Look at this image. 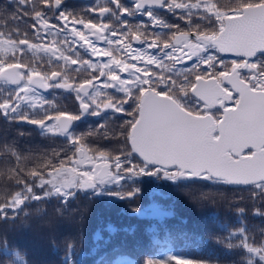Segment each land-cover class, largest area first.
I'll use <instances>...</instances> for the list:
<instances>
[{
	"label": "snow or ice",
	"instance_id": "6c2138e0",
	"mask_svg": "<svg viewBox=\"0 0 264 264\" xmlns=\"http://www.w3.org/2000/svg\"><path fill=\"white\" fill-rule=\"evenodd\" d=\"M12 2L18 7L30 8L36 40H42L45 34L59 37L65 33L59 41L63 47L57 45L55 39L51 47L30 43L27 33L18 42L11 37L6 41L13 54L25 51L19 47L23 45L33 55L44 52L49 64L54 58L63 72L53 70L50 75L42 74L19 58L9 60L6 55L0 58V80L18 86L10 99H0V115L36 124L42 131L54 135L67 136L75 148L74 155L80 156L71 161L73 167L66 168L63 162L52 164L47 176L37 171L30 173L38 177L36 187L46 188L45 196L55 194L67 199L75 191L91 189L100 195L131 199L139 188L124 190L122 180H132L134 184L140 176H156L173 182L192 178L252 185L256 189L252 194L264 198V62L251 59L258 52L264 53V0H239L228 11H221L212 0H135L136 12L159 6L184 14L188 30L172 26L178 31L167 39L150 32L143 24L121 23L119 29L111 27V21L105 22L103 17L118 19L130 14L120 0H111L114 7L102 4L90 9L98 14L95 22L71 12H60L56 17L58 24H53L51 14L37 8L31 0ZM41 2L49 10L62 4V0ZM145 15L151 20V27H167L153 17L151 11ZM194 17L209 23L214 20L215 25L202 28L199 23L193 24ZM3 35L0 32V36ZM90 36L108 47H100ZM133 42L142 47H134ZM4 43L5 40L0 39V44ZM73 45L88 56L108 59L84 58ZM149 49L156 50V54ZM226 56L231 58L226 59ZM185 59L193 63L173 72L175 64ZM77 64L80 67L70 69L71 72L91 70L98 76L82 82L73 77L70 82V65ZM24 67L27 71H21ZM120 73L127 76L122 78ZM100 78L103 82L97 87L94 81ZM50 88L73 91L81 113L91 110L92 115H100L102 110L111 109L130 116L125 123V150L111 157L105 152H100L98 157H88L80 144L81 138L70 133L71 124L80 119V115L63 111L54 103L44 108L43 103L33 101L36 89ZM90 88L93 91H89ZM101 89H113L122 95L114 97ZM175 90L183 96L190 94L195 98V105L187 106L177 98ZM130 100L131 111L124 107ZM22 106L31 111L22 110ZM38 107L40 117L33 115ZM257 109L258 120L254 115ZM85 160L104 162L81 170L79 166ZM21 183L23 188L14 198L0 205V217L6 218L8 209L16 212L27 201L44 198L36 195L31 185ZM110 185L119 190L106 191ZM256 214L264 215V211L258 209ZM248 233L245 227L230 232L227 246L244 249L249 257H257L264 264V240L257 244ZM4 244L6 247L7 242ZM149 264L160 262L149 261ZM164 264H193V261L169 254ZM247 264H252L251 259Z\"/></svg>",
	"mask_w": 264,
	"mask_h": 264
},
{
	"label": "trees",
	"instance_id": "16d2710c",
	"mask_svg": "<svg viewBox=\"0 0 264 264\" xmlns=\"http://www.w3.org/2000/svg\"><path fill=\"white\" fill-rule=\"evenodd\" d=\"M31 2L35 3L37 8L50 13L53 24L59 23L56 17L64 10L51 13L41 0ZM67 2L75 3L84 10L82 13L73 14L94 22L98 19V14L90 9L98 8L102 4L114 7L111 0ZM212 2L217 4L221 11H228V5L224 3H231L229 0ZM120 3L122 7L129 9L130 14L118 19L112 16L103 17L105 22L111 21V27L119 29L122 27L119 25L121 23L130 26L143 24L148 26L150 32L159 34L162 38L171 34L170 25L162 18L164 14L161 11L147 9L136 12L133 4L126 0H120ZM163 9L167 10L166 7ZM29 11L30 8L18 7L12 0H0V32L4 34L0 39L5 40L4 44H0V58L5 55L9 60L19 58L26 66L35 67L42 74L49 73L50 70L63 72L64 69L57 67L58 62L54 58L49 64L48 56L42 51L33 55L27 50V46L23 45L19 47L25 51L13 54L8 47V37L18 42L24 38L25 33L28 34L30 43H42L51 47L55 39L57 45L63 47L59 41L65 33L59 37H49L45 34L42 40H36L32 28L35 21ZM148 11L152 12L153 17L161 19L162 24L167 27H151L152 22L145 15ZM167 12H171L175 20L183 21L182 24L189 28L180 10ZM195 22L201 27L213 28L215 25L214 20L209 23L198 17L193 18V24H196ZM77 28L82 26L77 25ZM179 29L183 30L182 25ZM89 38L100 47H108L93 36ZM133 45L142 47L134 42ZM73 46L81 51L84 58L93 61L108 59L102 56H88L78 46ZM148 51L156 54V50ZM252 60L262 63L264 56H259V60ZM192 63L193 60L187 59L178 62L173 72ZM78 67L79 64L70 65L69 77L73 74L89 76L90 79L92 76H98V73H92L91 70L71 72L70 69ZM21 71H27V67ZM120 75L124 78L127 73ZM102 82L103 78H100L94 81V84L99 87ZM16 88L0 80V99H3L4 93L15 94ZM101 91H107L114 97L122 95L113 89ZM71 94L75 93L72 91ZM175 94L184 103L190 98L189 95L183 96L178 90H175ZM72 98L74 96H69L68 99ZM32 99L48 108L49 103L58 107L61 97L52 90L48 93L36 90ZM115 102L114 100L113 103ZM131 103L130 100L124 105L129 111ZM22 110L31 111L26 106H22ZM40 112L38 107L33 115L40 117ZM66 112L72 113L68 109ZM129 119L130 116L111 109L102 110L97 116L89 112L73 122L70 133L81 138L80 144L85 147L88 157H98L100 152L109 154V157L120 155L125 150V123ZM74 152L75 148L67 136L54 135L42 131L36 124L0 115V205H6L14 198L16 192L23 188L21 181L31 185L36 195L44 197L27 201L16 212L8 209L7 217H0V264H149V261L164 264L169 254L177 258H190L193 264H247L248 259H251L252 264H262L257 257H249L246 250L227 246L229 233L242 227L249 229L250 239H254L257 244L264 240V215L256 214L258 209L264 211V198L252 194L256 191L252 185L230 188L225 183L212 181L173 182L158 179L156 176H140L135 179L134 184L132 180L121 181L124 190L130 187L139 188V192L131 199L121 200L116 196L100 195L91 189L75 191L67 199L55 194L45 196L46 188L36 187L38 177L34 178L30 173L37 171L47 176L48 171L52 170V164L59 165L61 162L66 168L73 167L71 161L80 159L79 154L74 155ZM108 162L110 163V160ZM86 163L90 162L82 163L79 166L81 170L91 169L85 166ZM109 189L119 190L115 185H110L106 191ZM153 210H157L155 212L161 215L151 214Z\"/></svg>",
	"mask_w": 264,
	"mask_h": 264
},
{
	"label": "rangeland",
	"instance_id": "374dc122",
	"mask_svg": "<svg viewBox=\"0 0 264 264\" xmlns=\"http://www.w3.org/2000/svg\"><path fill=\"white\" fill-rule=\"evenodd\" d=\"M69 1H71V0H69ZM127 1V0H126ZM231 3H224V5H228V10H230V8L231 7H234L238 2H235L236 0H229ZM128 2V1H127ZM62 3H63V5H62V10L61 11H63V12H71V13H77V12H80V13H82V12H84V10H82V8H79L78 7V5H76L75 3H72V2H67V0H62ZM128 3H130V2H128ZM132 4H134V3H132ZM127 5V4H126ZM134 6V5H133ZM152 10H154V11H160V10H155V9H152ZM161 10H163V9H161ZM54 11H56V9L55 10H51V13H55ZM168 11V9L165 11V10H163V11H161V13H163L164 15H163V17L162 18H164L165 19V21L166 22H168L169 23V25H170V29H171V34L172 33H174V32H177L178 30L175 28V27H172V26H176V27H181V25H182V27H183V30H188V28H187V26L185 25V24H182L183 23V21H181V20H175V18H173L172 16H171V12H167ZM57 12V11H56ZM157 13V12H156ZM179 16V15H178ZM161 20V19H160ZM196 23V22H195ZM205 25H206V23H205ZM204 25V26H205ZM202 28H212L211 26H207V27H202ZM96 39V38H95ZM164 39H167V37H164ZM51 71H53V70H50L49 71V75L51 74ZM75 78V80L76 81H83V80H85V79H90V77L89 76H85V75H76V74H73V75H70V78L72 79V78ZM190 78V77H189ZM72 82H73V80H72ZM12 87H17V86H12ZM50 90H52V91H55L60 97H61V100L59 101V104H58V107L61 109V110H63V111H67V109H68V111H70V112H72V114H76V115H80V117L82 118L85 114H87V113H81V110H80V108H79V103H78V101H77V99H76V95L74 94H71V90H64V89H57V88H50L49 89V91ZM48 93V92H47ZM64 94H67V95H64ZM12 95H14V94H12V93H4V97H3V99L4 98H8V99H10L11 97H12ZM69 96H74V98H72V100H70V99H68L69 98ZM190 96V95H189ZM190 98H193V100H195V98L194 97H190ZM187 104L188 105H193L194 104V101H192L191 103L190 102H187ZM60 105V106H59ZM214 110V109H213ZM89 112H91V111H89ZM88 112V113H89ZM69 113V112H68ZM97 116V115H96ZM80 118V119H81ZM80 119H78V120H80ZM80 157V156H79ZM84 162H90L91 164H93V163H97V162H99V161H96V160H91V161H89V160H85ZM83 162V163H84ZM108 162V161H107ZM99 163H103V162H99ZM92 166V165H91ZM162 178V177H161ZM188 181V180H187ZM194 182H198V181H194ZM200 182H203V181H200ZM226 184V183H225ZM155 211H157V210H153L152 212H151V214H156V215H161V213H159V212H155Z\"/></svg>",
	"mask_w": 264,
	"mask_h": 264
},
{
	"label": "water",
	"instance_id": "95a60500",
	"mask_svg": "<svg viewBox=\"0 0 264 264\" xmlns=\"http://www.w3.org/2000/svg\"><path fill=\"white\" fill-rule=\"evenodd\" d=\"M73 1H78V0H73ZM81 1H88V0H81ZM128 2H130V3H135V0H127ZM60 7H61V5H60ZM60 7L59 8H57L56 9V11H58L59 9H60ZM146 9H155V10H161V9H163V7H159V6H155V7H152V8H144V9H142V10H146ZM261 55H264V53H261V52H258L254 57H252L251 59H254V58H256V57H258V56H261ZM225 58H231V57H228V56H226ZM236 59H240V58H236ZM6 82V81H5ZM11 86H16V85H12V84H10ZM91 89L92 88H90L89 89V91H91ZM36 90H38V91H40V92H42V93H47V92H49V89L48 90H44V89H36ZM255 118L258 120L259 119V110L257 109V111L255 112ZM72 125H73V123L71 124V127H70V130H71V128H72ZM130 146V145H129ZM91 163H86L85 164V166H88V167H91ZM186 180H188V181H203V182H208L209 180H203V179H192V178H189V179H186ZM228 187H230V188H243V187H249V186H251V185H235V184H226Z\"/></svg>",
	"mask_w": 264,
	"mask_h": 264
},
{
	"label": "flooded vegetation",
	"instance_id": "af4514ba",
	"mask_svg": "<svg viewBox=\"0 0 264 264\" xmlns=\"http://www.w3.org/2000/svg\"><path fill=\"white\" fill-rule=\"evenodd\" d=\"M71 1H73V0H71ZM78 1H81V0H78ZM89 1V0H88ZM75 2V1H74ZM130 4H132V3H130ZM62 5H63V3L61 4V7H60V9L56 12V11H54L55 13H58V12H60L61 10H62ZM134 5V4H133ZM147 10V9H146ZM164 10V9H163ZM141 11H145V10H141ZM160 11H162V10H160ZM134 44L135 45H137V46H139V44H136L135 42H134ZM261 56H264V55H261ZM226 59H228V58H226ZM255 60H259V56L258 57H256V58H254ZM192 61V60H191ZM99 80V79H98ZM18 87V86H17ZM190 95V94H189ZM190 97H191V95H190ZM192 101H194V104L193 105H188L187 104V102H192ZM195 103H196V101L195 100H193V98H187V101L185 102V104L187 105V106H194L195 105ZM213 111H215V109L213 110Z\"/></svg>",
	"mask_w": 264,
	"mask_h": 264
}]
</instances>
